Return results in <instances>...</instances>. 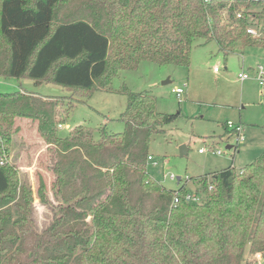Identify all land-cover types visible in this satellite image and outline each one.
<instances>
[{
	"label": "trees",
	"instance_id": "1",
	"mask_svg": "<svg viewBox=\"0 0 264 264\" xmlns=\"http://www.w3.org/2000/svg\"><path fill=\"white\" fill-rule=\"evenodd\" d=\"M249 26L261 36L247 34ZM198 41H215L224 56L235 44L264 47V0H0V79L64 93H0V264H243L264 256V153L242 174L230 166L191 179L202 203L173 207L174 190L148 178L147 157L153 134L176 116L157 113L149 94L121 88L123 132L96 137L77 126L58 135L75 103L64 109L54 100L84 103L141 62L188 68ZM18 119L36 123L52 159L51 200L38 177L37 198L56 202L41 231L30 181L6 160Z\"/></svg>",
	"mask_w": 264,
	"mask_h": 264
},
{
	"label": "rangeland",
	"instance_id": "2",
	"mask_svg": "<svg viewBox=\"0 0 264 264\" xmlns=\"http://www.w3.org/2000/svg\"><path fill=\"white\" fill-rule=\"evenodd\" d=\"M258 64L264 66V47L235 44L224 56L215 41H198L193 46L188 68L141 62L136 70L119 72L111 82L110 91H96L83 99L84 103L78 104L71 98L54 100L64 109L75 103L57 128L58 135L66 138L77 126H86L96 137L100 129L109 133L123 132L124 125L118 119L126 107V98L120 92L125 86L134 93L149 94L155 101L157 113L176 116L152 136L149 145L152 161L147 165L151 181L172 191L178 186L168 179L169 174L201 179L230 166L239 173L264 153V88L253 76L246 81L238 77L242 72L252 75L250 69ZM214 68L219 73H214ZM50 85H36L31 79H0V93L25 90L38 97L63 96V92L51 88L57 86ZM176 88L183 90L179 99L171 92ZM228 122L240 129L238 145L236 132L224 130ZM15 126L19 132L5 159L29 179L34 220L41 231L51 222L56 202L44 205L37 198L38 177L44 179L45 194L51 200L50 186L54 177L49 167H52V159L36 123L18 119ZM229 145L237 147L235 153L226 148ZM182 146L187 151L184 156L180 155ZM199 149L205 152L200 154ZM216 151L221 154L217 155ZM192 181L188 183V190L197 192L198 184ZM0 185L3 186L1 176ZM258 254L245 256L244 263L258 264ZM261 258L262 264L264 256Z\"/></svg>",
	"mask_w": 264,
	"mask_h": 264
},
{
	"label": "built area",
	"instance_id": "3",
	"mask_svg": "<svg viewBox=\"0 0 264 264\" xmlns=\"http://www.w3.org/2000/svg\"><path fill=\"white\" fill-rule=\"evenodd\" d=\"M204 2H211V0H203ZM238 18L241 17L240 14L237 15ZM246 33L251 35L252 37H255V38H258L260 37V32L258 31L257 28L255 27H252V26H249L247 29H246ZM251 72H252V75H250L249 73H245V72H242V73H239L238 74V77L241 81H246V80H249L251 78V76H253V78L258 82V84L264 88V66L263 65H256L254 68H251L250 69ZM172 94H174L176 96V98H180L182 93H183V90L181 88H176V89H173L172 91ZM227 126V129H229L230 131H235L236 132V136L237 138H235V142L237 143V145L240 143V129L239 127H234L232 123L228 122L226 124ZM61 126H59L60 128ZM205 151L204 150H199V153H204ZM216 154L217 155H220L221 153L219 151H216ZM152 161V157L151 156H148L147 157V162H150ZM243 171L240 170L239 171V174H242ZM179 178V179H178ZM168 179L170 181H174L176 182L177 184V188L174 190V193H173V200H172V206L175 207L176 205L184 202V203H196V204H201L202 203V196L200 194V192H192L190 190H188L186 188V186L188 185V183L191 182V178H189L188 176H185L184 178L183 177H177L175 176L174 174H169L168 176ZM185 186V189H187L186 191H182L180 192L178 189ZM211 186H209V190H211ZM198 190V189H197ZM262 256L260 254L257 255V259H258V264H261L260 261H262Z\"/></svg>",
	"mask_w": 264,
	"mask_h": 264
},
{
	"label": "crops",
	"instance_id": "4",
	"mask_svg": "<svg viewBox=\"0 0 264 264\" xmlns=\"http://www.w3.org/2000/svg\"><path fill=\"white\" fill-rule=\"evenodd\" d=\"M214 73H219V71H216V68H214ZM257 82V81H256ZM258 83V82H257ZM47 85H49V84H47ZM259 85V84H258ZM51 86V85H50ZM260 86V85H259ZM261 87V86H260ZM51 88H53L54 90L53 91H59L61 88H58V87H51ZM262 88V87H261ZM31 93V92H30ZM224 130H225V128H224ZM230 146V145H229ZM231 148L230 149H228V150H231V151H233L234 153L236 152V150H237V147H233V146H230ZM199 150H201V149H199ZM199 150H198V152H199ZM200 154H202V153H200ZM196 187H199L198 185H196ZM186 188L188 189V185L186 186Z\"/></svg>",
	"mask_w": 264,
	"mask_h": 264
},
{
	"label": "water",
	"instance_id": "5",
	"mask_svg": "<svg viewBox=\"0 0 264 264\" xmlns=\"http://www.w3.org/2000/svg\"><path fill=\"white\" fill-rule=\"evenodd\" d=\"M167 83H170V82L168 81ZM226 148H227V149H230L231 147H230V146H227ZM186 153H187V151H186V147H185V146L180 147V155H181V156H184V155H186ZM178 179H179V178H178Z\"/></svg>",
	"mask_w": 264,
	"mask_h": 264
}]
</instances>
